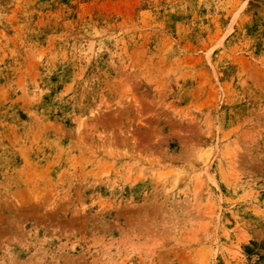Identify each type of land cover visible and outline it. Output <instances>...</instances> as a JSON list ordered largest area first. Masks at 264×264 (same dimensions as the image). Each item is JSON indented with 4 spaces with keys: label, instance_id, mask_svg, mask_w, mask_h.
<instances>
[{
    "label": "rangeland",
    "instance_id": "1",
    "mask_svg": "<svg viewBox=\"0 0 264 264\" xmlns=\"http://www.w3.org/2000/svg\"><path fill=\"white\" fill-rule=\"evenodd\" d=\"M0 264H264V0H0Z\"/></svg>",
    "mask_w": 264,
    "mask_h": 264
}]
</instances>
